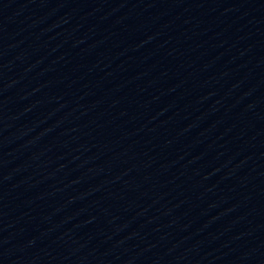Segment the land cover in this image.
<instances>
[{"label": "water", "instance_id": "1", "mask_svg": "<svg viewBox=\"0 0 264 264\" xmlns=\"http://www.w3.org/2000/svg\"><path fill=\"white\" fill-rule=\"evenodd\" d=\"M0 264H264V0H0Z\"/></svg>", "mask_w": 264, "mask_h": 264}]
</instances>
